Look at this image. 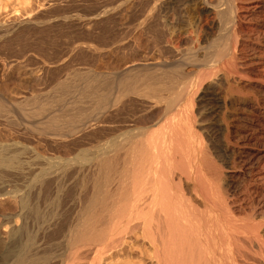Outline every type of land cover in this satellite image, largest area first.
Returning a JSON list of instances; mask_svg holds the SVG:
<instances>
[{
	"label": "bare ground",
	"instance_id": "1",
	"mask_svg": "<svg viewBox=\"0 0 264 264\" xmlns=\"http://www.w3.org/2000/svg\"><path fill=\"white\" fill-rule=\"evenodd\" d=\"M135 1L127 28L157 58L137 61L118 32L80 46L79 66L21 117L2 91L16 140L0 144V199L15 204L0 264H264V0ZM104 10L91 21L117 13ZM127 42L124 68L99 63Z\"/></svg>",
	"mask_w": 264,
	"mask_h": 264
},
{
	"label": "rangeland",
	"instance_id": "2",
	"mask_svg": "<svg viewBox=\"0 0 264 264\" xmlns=\"http://www.w3.org/2000/svg\"><path fill=\"white\" fill-rule=\"evenodd\" d=\"M129 1L124 2V0H104V1L103 0H99V1L98 0H0V31L3 30V33H2V31L0 32V47L1 46L3 47V49H1L2 47L0 48V92H1L0 97L2 96V91L4 90L5 92L3 91V93H4L3 96L5 95L4 96L5 99L3 98V96L1 98L4 99V100L2 99L3 101H6L5 103H7L6 104V106H7L6 114L9 113L8 116L11 114L10 117L18 118V115H19V117H21L20 114L22 113V111L20 112V109L25 111V112H29V108H33V103H34V99H35L34 97H37L38 94H39L38 96L41 95V96L45 97V94L47 95L49 93V90L51 87L50 83H52V79L54 77H64V76L68 75V73L70 72L69 70H71V68H69V67L72 64H73V66L78 67L79 66L78 64L81 63L83 60L82 59L83 55L80 53L81 52L80 50H82L83 48L82 47L80 48V46L85 47V46H88L90 44H91V46L92 45H99V44L104 42V39H108L109 36H112L118 32H119V34H120V32L123 34V32H124L125 36L129 37L128 42H131L130 44L132 46L128 42H127L128 44H124V46L123 45H121V46L125 47L127 45H130V47H132V48L133 47L138 48L140 53L137 56V61L138 60L142 61V62L151 61V58L153 56L157 58L159 56V52L157 54L158 47H157V49L155 48L156 44H154L155 42L152 41L153 38L148 36V34H146L142 29H138L135 32H131L132 33L131 34L129 31L130 29L127 28L130 25V18H128L129 17L128 14L132 10V8H130V7H133L132 6L133 1H135V0H133V1L131 0L132 3ZM139 1L142 2V0H137V2L135 1V3L140 4L141 2L139 3ZM183 1H184V3H183ZM118 2H124L125 5L123 4L122 8L120 10H118V12H117L116 9L115 10H113V9L116 8L117 5H119ZM179 2L183 3V4H181V3L180 4H181V7L183 9H185L189 5L190 0H189V2H188V0H182V1L180 0ZM184 4H188V5L185 6ZM99 7H100V9H99ZM108 7H109V9H108ZM103 8H105V10ZM97 10L98 11H100V10L101 11L102 10L107 11L108 10L109 12L112 10V11H116L117 13H113V12H111L110 14L108 13V15H106L104 18H102L101 23H99V24L97 23V25H96V23L94 21H91L90 18H92L93 15L99 13ZM168 13H167L166 18L168 19L170 24H173L175 21L174 19L177 16L176 10L175 11L170 10ZM119 14H120V16H119ZM108 18H110V19H108ZM127 18H128V20H127ZM30 20L33 23H30L29 22ZM117 21H119V22H117ZM203 22H202V25L204 24L203 31H201L200 33L203 36V41H205L204 42L205 46H207L208 49L210 50V49H212V46H213L212 45L213 40H216L217 32H215L214 30H211L209 27L207 28V26H205V25H207L206 22H204V23ZM14 24H15V26H14ZM92 24H94V25H92ZM34 25H36V26H34ZM106 25H108V26H106ZM1 26L3 28L5 27V28L3 29V28H1ZM95 26H97V27H95ZM7 27L11 31L9 32V34L4 35V33L6 32L5 30H9ZM112 27H113V29H112ZM98 29L100 32L98 31ZM188 30L189 31H187V33H188L187 35H190V31L192 32L193 28H188ZM103 31H104V34H103ZM113 32H115V33H113ZM93 33H95V34H93ZM9 35H11V36L9 37ZM96 35H98V37ZM7 36L9 39L6 38ZM100 36H104L103 37L104 39H102V37H100ZM25 37H27V38H25ZM81 37H82V39H80ZM149 38H151V39H149ZM17 39H18V41H17ZM55 40H56V42H55ZM89 40H91L92 42ZM5 41H6V43H5ZM106 41H109V39ZM147 41H148V43H147ZM188 41L186 43L187 45L190 43ZM45 43H47V44H45ZM148 45H150V46L148 47ZM121 46H119V48L118 47L116 48L115 46H111L110 49L111 48L112 49L110 51H108V53H104L103 55L98 57L99 63L101 64L102 62L105 61L107 63L110 62V64H112L114 61L115 63L119 62L121 67L124 68L126 66V64H122V61H120L121 59L119 60V58H122L121 56H123V55L125 56V54L127 56V53L130 54L133 50L128 48L129 46L125 47L128 50H124L123 47H121ZM151 46L153 47V49ZM24 48H26V49H24ZM38 48H40V50ZM113 50H115V51H113ZM153 52H154V54H152ZM147 56H149V57H147ZM14 61H15V63H14ZM8 63L11 64L10 67H9ZM115 63H113V64H115ZM64 65H67V69H66V67L63 68ZM45 66H47L48 68L46 67V69H44ZM103 67L104 66H102V68ZM8 69L13 71V73L10 72V75L12 74L13 76L7 75L8 74L7 72H9ZM62 69H63V71H62ZM5 76H7V77H5ZM29 76H30V78H29ZM35 81H36V83H35ZM10 82H12V83H10ZM20 82H22L23 84ZM7 83H9V84H7ZM6 85H8L7 88H6ZM18 85L21 88L18 87ZM25 85H26V87H25ZM18 88H20V89H18ZM36 93H37V95H36ZM32 97H33V100H32ZM15 99H17V100H15ZM26 99H30V100L28 101ZM20 101H21V104H20ZM27 103H30V104H28V106H27ZM14 114L16 116H14ZM21 115H23V113ZM13 118H12V120H15ZM15 140H16L15 135L10 132V129H8L7 125L0 124V144L6 143V142H12ZM188 187L190 188V185ZM188 187H187V185H185V189H186L187 193L189 194L191 192L188 189ZM191 194H189V195H191ZM192 196L194 198L193 194H192ZM11 200L12 199H10V198L0 199V215L11 212L12 211L11 209H13V207H15L13 200L12 201ZM197 202H198L200 208L202 209L203 208L202 203L199 201H197ZM201 205H202V207H201Z\"/></svg>",
	"mask_w": 264,
	"mask_h": 264
}]
</instances>
